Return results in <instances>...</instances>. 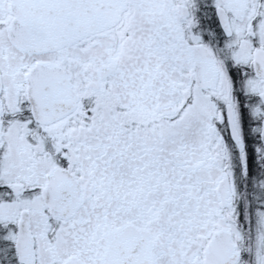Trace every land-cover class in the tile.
Listing matches in <instances>:
<instances>
[{"label": "snow or ice", "instance_id": "1", "mask_svg": "<svg viewBox=\"0 0 264 264\" xmlns=\"http://www.w3.org/2000/svg\"><path fill=\"white\" fill-rule=\"evenodd\" d=\"M0 264H264V0H0Z\"/></svg>", "mask_w": 264, "mask_h": 264}]
</instances>
